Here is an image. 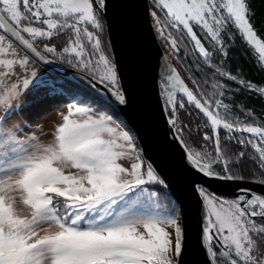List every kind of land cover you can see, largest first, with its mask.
Here are the masks:
<instances>
[{"label":"snow or ice","instance_id":"obj_1","mask_svg":"<svg viewBox=\"0 0 264 264\" xmlns=\"http://www.w3.org/2000/svg\"><path fill=\"white\" fill-rule=\"evenodd\" d=\"M142 20L173 63L149 66ZM237 36L264 71L254 0H0V264H264V190L248 186L264 189V117L240 97L264 86L228 63ZM38 64L90 87L66 94ZM149 82L174 173L134 117ZM56 97L59 122L32 127Z\"/></svg>","mask_w":264,"mask_h":264},{"label":"water","instance_id":"obj_2","mask_svg":"<svg viewBox=\"0 0 264 264\" xmlns=\"http://www.w3.org/2000/svg\"><path fill=\"white\" fill-rule=\"evenodd\" d=\"M136 2L138 4H144L146 0H136ZM149 25L150 21H141L140 39L144 47L147 61L151 67L155 66L159 56L164 55L166 57V55ZM120 47V41L117 40L118 52ZM166 59L170 63L167 57ZM57 64L42 66L52 73L70 81H74L76 78H80L83 75L67 65L58 67ZM84 81L87 83L86 80ZM157 93L158 89L153 90L151 82H149L147 99H145L143 94L138 97L134 117L136 119L137 126L140 128L141 134L145 136L149 154L154 158L163 160L166 165V170L170 173H174L179 166V156L178 152H168L162 147L161 141L168 126L164 123L166 114H162L161 109L157 106ZM145 112L147 113L146 116ZM169 139H171V135H169ZM211 186L214 189H220V185L215 182H213ZM248 186L256 191L264 190L260 185L255 183L249 182ZM187 203L189 208V219L191 221L195 216V206L194 201L190 196Z\"/></svg>","mask_w":264,"mask_h":264},{"label":"trees","instance_id":"obj_3","mask_svg":"<svg viewBox=\"0 0 264 264\" xmlns=\"http://www.w3.org/2000/svg\"><path fill=\"white\" fill-rule=\"evenodd\" d=\"M254 6L257 9V20L264 21V0H254ZM229 57L230 59L228 63H230L233 71L236 70L237 66L242 67L248 79L256 84L264 86V71H261L256 65L255 61L251 59V53L247 52L246 45L242 46L239 36H237L235 46L230 50ZM68 83H70V87H66L64 84H58V86L62 88L66 94L76 91L83 93L84 90L90 87L84 80L80 78H76L74 81L69 80ZM240 97L246 98L247 106L254 109L258 116L264 117V100L258 99L255 93L249 95L246 91H242L240 93ZM233 111L238 112L239 110L233 109ZM239 116L243 118L244 113L239 111ZM239 150L240 149L238 146L235 151Z\"/></svg>","mask_w":264,"mask_h":264},{"label":"rangeland","instance_id":"obj_4","mask_svg":"<svg viewBox=\"0 0 264 264\" xmlns=\"http://www.w3.org/2000/svg\"><path fill=\"white\" fill-rule=\"evenodd\" d=\"M158 42L160 46L162 47L170 63H173L172 57L167 55V49L165 47L163 40L158 39ZM35 67H37V70L39 72L45 73L47 79L55 80L57 82L58 88H60L58 84H64L66 85V87L71 86L70 83H68L69 80L67 81V79L62 78L52 73L51 71L47 70L42 65L38 64V65H35ZM60 99L61 97H56L54 99L46 98L43 101H41L39 104L35 105L33 109L31 110V117H32L31 126L36 127L37 125H40L44 133H49L51 128L54 126V124L58 123L60 120L58 113L66 111V102L64 104H59ZM53 104H58V106L52 107L51 105ZM37 135H40L39 131L37 132ZM40 138L46 139L47 137L41 136Z\"/></svg>","mask_w":264,"mask_h":264}]
</instances>
